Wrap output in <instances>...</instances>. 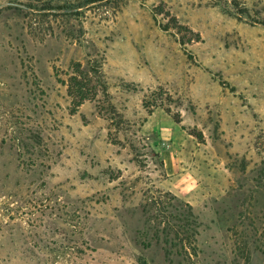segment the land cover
Segmentation results:
<instances>
[{
	"label": "rangeland",
	"instance_id": "obj_1",
	"mask_svg": "<svg viewBox=\"0 0 264 264\" xmlns=\"http://www.w3.org/2000/svg\"><path fill=\"white\" fill-rule=\"evenodd\" d=\"M0 264H264V0H0Z\"/></svg>",
	"mask_w": 264,
	"mask_h": 264
},
{
	"label": "crops",
	"instance_id": "obj_2",
	"mask_svg": "<svg viewBox=\"0 0 264 264\" xmlns=\"http://www.w3.org/2000/svg\"><path fill=\"white\" fill-rule=\"evenodd\" d=\"M167 167V166H166Z\"/></svg>",
	"mask_w": 264,
	"mask_h": 264
}]
</instances>
